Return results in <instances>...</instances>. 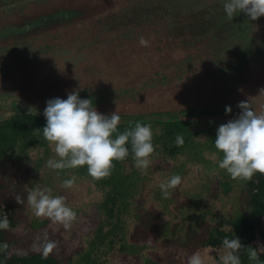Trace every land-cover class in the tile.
I'll return each instance as SVG.
<instances>
[{
    "label": "trees",
    "instance_id": "trees-1",
    "mask_svg": "<svg viewBox=\"0 0 264 264\" xmlns=\"http://www.w3.org/2000/svg\"><path fill=\"white\" fill-rule=\"evenodd\" d=\"M193 1L181 2L185 12L191 10L187 13L206 23L203 36L213 35L219 46L213 52L217 62L229 51L235 57L230 68H221V72L238 73L246 62L264 58V35L254 34L255 30L264 32V16L252 21L240 13L229 20L224 0H212L210 11L205 2L191 5ZM38 25L39 20L33 21L25 31ZM79 96L91 99L94 107L101 104L95 95ZM18 104L15 98L12 105L17 112L0 120V219L7 215L10 221L7 230L0 229V264H115L117 255L125 262L137 257L141 264H161L163 260L174 264L181 254L190 255L200 248L219 250L223 238L233 236L248 247L241 254V264H257L249 259L248 251L264 246V175L257 173L251 181L233 180L214 162L222 158L214 141L219 125L226 123L219 119L224 112L205 107L185 110V120L171 116L120 123L119 132L136 122L152 125L153 163L145 175L129 155L125 161L114 162L109 178L95 181L86 166L47 168V160L58 157L42 135L46 119L36 112H24ZM199 116L210 120H197ZM177 135L183 136L182 146L176 145ZM173 175H180L183 183L164 198L159 184ZM73 176L75 186L63 188L62 181ZM35 186L51 188L54 196H63L77 213L73 224L81 217H92L94 227L82 236V245L75 251L56 256L53 249L46 251L45 247L31 250V236L51 223L49 218L35 217L28 206V192ZM15 196L24 204H17ZM23 223L29 227L30 237L17 239L15 229ZM258 254L259 264H264V253Z\"/></svg>",
    "mask_w": 264,
    "mask_h": 264
},
{
    "label": "rangeland",
    "instance_id": "rangeland-1",
    "mask_svg": "<svg viewBox=\"0 0 264 264\" xmlns=\"http://www.w3.org/2000/svg\"><path fill=\"white\" fill-rule=\"evenodd\" d=\"M181 1L0 0V120L17 112L15 98L29 106L26 111L43 116L49 99H66L73 91L95 95L101 102L97 111H116L120 123L185 120V110L205 107L224 112L219 119L228 122L239 115L241 101L264 112V58L246 62L238 73L221 72L235 62L234 55L229 51L217 62L213 52L219 46L213 35L203 36L206 23L185 12ZM199 1L208 11L214 7L212 0L191 5ZM37 20V27L25 31ZM254 34L261 38L264 32ZM141 37L148 47L141 46ZM79 220L69 228L51 220L31 236V250L51 242L56 256L75 251L94 227L92 217ZM15 233L17 239L30 237L25 223ZM198 251L207 264H216L222 254V249ZM190 255L181 254L174 264H187ZM116 259L115 264H141L137 257Z\"/></svg>",
    "mask_w": 264,
    "mask_h": 264
},
{
    "label": "clouds",
    "instance_id": "clouds-1",
    "mask_svg": "<svg viewBox=\"0 0 264 264\" xmlns=\"http://www.w3.org/2000/svg\"><path fill=\"white\" fill-rule=\"evenodd\" d=\"M224 12L229 20L240 13L255 21L264 16V0H224ZM141 46L148 47L149 42L140 38ZM264 94V88L260 90ZM239 115L219 125L214 141L218 166L226 170L231 179L251 181L259 173L264 175V112L257 113L246 101L238 103ZM226 114L232 112L226 106ZM46 125L42 135L48 147L58 158H49L46 167L51 170L76 169L87 167L88 175L100 181L109 178L115 168L114 162L125 161L131 155L135 167L147 174L152 165V156L156 146L153 144L154 132L151 124L136 122L134 127L118 131L121 117L117 112L104 115L97 111L91 99H82L78 91L70 92L66 99L52 98L46 102L43 111ZM158 134V130L157 133ZM176 145L182 146L183 136H176ZM183 183L180 175H173L159 184L162 195L168 198L170 190L177 189ZM76 184V177L62 181V187L71 189ZM17 204L24 200L15 196ZM27 203L37 218H49L65 228L77 220V213L68 206L63 196L52 194L51 188H30ZM10 221L7 215L0 219V229L7 230ZM7 247V245H5ZM55 245L45 246L50 251ZM222 254H218L216 264H241V254L248 247L242 245L240 238L233 236L222 240ZM264 253V246L248 251L249 259L259 264V254ZM187 264H207L205 255L196 251L187 259Z\"/></svg>",
    "mask_w": 264,
    "mask_h": 264
},
{
    "label": "flooded vegetation",
    "instance_id": "flooded-vegetation-1",
    "mask_svg": "<svg viewBox=\"0 0 264 264\" xmlns=\"http://www.w3.org/2000/svg\"><path fill=\"white\" fill-rule=\"evenodd\" d=\"M18 100V99H17ZM8 103H10V102H8ZM12 103V102H11ZM19 103L20 104H18V107L21 109V110H23L24 112L26 111V108H29V106H26V104L25 103H23V102H20L19 101ZM7 106V105H6ZM13 106V105H12ZM32 105H30V107H31ZM32 108V107H31ZM29 112V111H28Z\"/></svg>",
    "mask_w": 264,
    "mask_h": 264
},
{
    "label": "water",
    "instance_id": "water-1",
    "mask_svg": "<svg viewBox=\"0 0 264 264\" xmlns=\"http://www.w3.org/2000/svg\"><path fill=\"white\" fill-rule=\"evenodd\" d=\"M26 112H27L28 114H33V113H34L33 111H32V112H30V111H29V112H28V111H26Z\"/></svg>",
    "mask_w": 264,
    "mask_h": 264
}]
</instances>
